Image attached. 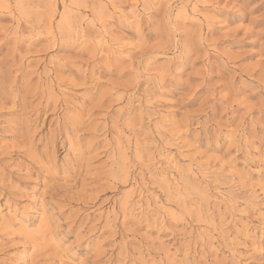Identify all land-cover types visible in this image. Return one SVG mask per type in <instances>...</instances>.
I'll list each match as a JSON object with an SVG mask.
<instances>
[{
  "label": "rangeland",
  "instance_id": "1",
  "mask_svg": "<svg viewBox=\"0 0 264 264\" xmlns=\"http://www.w3.org/2000/svg\"><path fill=\"white\" fill-rule=\"evenodd\" d=\"M0 264H264V0H0Z\"/></svg>",
  "mask_w": 264,
  "mask_h": 264
},
{
  "label": "bare ground",
  "instance_id": "2",
  "mask_svg": "<svg viewBox=\"0 0 264 264\" xmlns=\"http://www.w3.org/2000/svg\"><path fill=\"white\" fill-rule=\"evenodd\" d=\"M41 17H43L42 19H41ZM46 17H47V15H43V16H39V15H36L35 17H34V19L35 20H37V21H40V22H45L46 21ZM68 17V16H67ZM66 17V18H67ZM21 18H23L24 20H25V22H31L32 20H31V18L30 17H27V16H23V17H21ZM68 19V18H67ZM65 18H63V23H65ZM69 20V19H68ZM48 22V21H47ZM67 25H69L70 26V24L69 23H67ZM49 25H47V26H45L44 25V30L46 31V27H48ZM50 27V26H49ZM34 27L32 26L31 27V29H33ZM49 31V32H48ZM48 33L51 35V36H53V30H51V27L50 28H48ZM47 32H46V34H47ZM54 38V37H53ZM1 99H4L3 97L1 98ZM39 104L41 105V107H40V110H44L45 111V109H50V107H52L51 109H52V111H55L56 110V112H57V110H59V108H58V106L57 105H55V102H54V100L52 101V100H50L49 99V97H47V99L45 100V102L44 103H41V102H39ZM13 105H15V103H13ZM43 111V112H44ZM42 112V111H41ZM55 112V113H56ZM64 116V115H63ZM62 116V117H63ZM63 119H66V116L63 118ZM69 119H70V116H69ZM19 136H20V134H18ZM22 135H23V137H24V139H25V137H26V134L24 135V134H21V139L19 140V141H17V142H24V139H23V137H22ZM28 136V135H27ZM27 139H28V137H26ZM27 139H25V140H27ZM21 143H16V145L15 146H11L10 147V151L11 152H14V151H20V150H23V148H24V146H21L20 145ZM14 145V144H13ZM25 151V150H24ZM23 151V152H24ZM24 153H26V152H24Z\"/></svg>",
  "mask_w": 264,
  "mask_h": 264
}]
</instances>
